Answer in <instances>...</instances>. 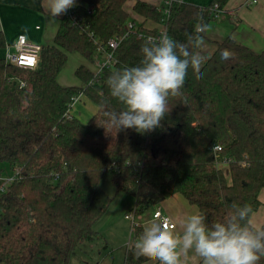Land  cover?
Masks as SVG:
<instances>
[{"label": "trees", "instance_id": "16d2710c", "mask_svg": "<svg viewBox=\"0 0 264 264\" xmlns=\"http://www.w3.org/2000/svg\"><path fill=\"white\" fill-rule=\"evenodd\" d=\"M126 1L80 0L74 7L78 23L62 18L52 43L41 44L35 69L0 58V170H18L0 191L2 264H68L82 243L98 237L94 225L112 201L100 186L106 172L116 193L134 199L135 215L175 194L196 206L209 225L226 218L233 201L254 211L261 204L264 49L255 52L231 35L217 41L203 78L189 70L183 96L169 99L171 111L160 128L116 132L107 127L105 113L121 105L110 97L105 81L123 67L138 65L142 35L158 31L131 19ZM227 1L199 6L173 0L165 20L161 9L141 0L132 10L163 22L171 38L186 42L199 23L214 19L211 7L222 9ZM129 21L135 25L124 36ZM114 36L123 37L112 50V67L95 72L80 64L74 71L79 86L59 83L69 53L93 63L98 47ZM223 49L234 58L221 60ZM79 93L97 107L87 122L69 112L71 98ZM215 145L221 150L214 151ZM132 230L135 241L143 228L133 225ZM129 245L123 264L147 262L136 259Z\"/></svg>", "mask_w": 264, "mask_h": 264}, {"label": "clouds", "instance_id": "9594fccd", "mask_svg": "<svg viewBox=\"0 0 264 264\" xmlns=\"http://www.w3.org/2000/svg\"><path fill=\"white\" fill-rule=\"evenodd\" d=\"M76 6L77 0H41L42 14L52 25ZM207 31L208 25L201 22L186 42L167 32L148 37L139 49V64L123 67L105 81L110 97L121 105L120 110L105 113L107 127L116 132L134 129L140 134L160 128L171 111L169 99L183 96L189 70L197 79L203 78L202 68L214 54L201 51L206 47L203 34ZM234 56L229 49L220 52L223 61ZM229 208L226 218L210 225L202 213L188 215L180 221L179 233L170 220L154 219L130 243V250L136 259L144 257L153 264H185L189 251L195 252L201 264H259L264 258V223L255 220L248 204L233 201Z\"/></svg>", "mask_w": 264, "mask_h": 264}, {"label": "crops", "instance_id": "0c3cea01", "mask_svg": "<svg viewBox=\"0 0 264 264\" xmlns=\"http://www.w3.org/2000/svg\"><path fill=\"white\" fill-rule=\"evenodd\" d=\"M134 1L127 0L124 3V8L129 13L130 18L136 20L137 23H142L145 28H156L159 30L163 26V22H154L135 13L132 10ZM141 1L153 4L161 10L165 8L166 2V0ZM176 1L205 6L211 0ZM245 1L247 0H228L217 16L208 22V31L204 34L206 47L201 49V51L213 52L216 47V42L224 39L228 35H231L236 42L251 48L255 52L264 49V0H255V2L248 6L244 4ZM43 2L47 3V0H43ZM78 2L80 0H77ZM65 15L60 16L58 23L52 25L46 21L45 16L42 14L41 0H0V31L4 37V46L0 47V58H4L6 50L8 48L9 50L11 49L10 45L20 34H24L29 40L40 44H51L60 22ZM102 56V54H99L95 58H102ZM82 59L85 60L84 58ZM88 67L91 70L94 69L90 66ZM60 84L66 85V83ZM87 101L74 105V109L72 111L70 110V114L77 116L82 122H87L97 111L96 105L92 104L88 99ZM120 195L123 198H119L118 203H125V207L123 208L131 206L132 210L134 199L126 194L121 193ZM258 198L261 204L254 211V218L257 222L264 223V189L260 190ZM156 206H159L161 211L171 219L174 223L173 229L177 233L182 231L180 221L186 219L188 215L197 213L196 206L189 204L182 195L175 194L163 200L158 205L148 207L142 214L135 215L134 222L143 229L147 227L154 220L152 213ZM114 213H116L114 212V208H110L109 206L105 214L94 225L98 237L93 241L82 243L81 247L78 248H82L83 255H88L90 259L92 258L88 253H92L93 250L103 249L107 252L109 257H105L100 261L97 260L94 264H103L105 259H109V263L107 264L124 263L125 251L131 241V222L125 218L127 211L124 212L123 219L121 218L123 220L122 225L119 223L121 219H117L120 217L121 211H119L118 217ZM126 219L130 222L129 232L128 225L125 222L127 221ZM0 264L2 263L0 262ZM143 264H153V262L147 261ZM185 264H201V260L194 251H189Z\"/></svg>", "mask_w": 264, "mask_h": 264}, {"label": "built area", "instance_id": "2783aa9c", "mask_svg": "<svg viewBox=\"0 0 264 264\" xmlns=\"http://www.w3.org/2000/svg\"><path fill=\"white\" fill-rule=\"evenodd\" d=\"M173 0H166L165 2V8L162 10L164 13V20L166 18V16L169 13V8L170 5L172 3ZM255 2V0L252 1H245L244 4L245 5H250L251 3ZM211 11L213 12L214 16H217V14L221 11V9L219 8L218 4H214L211 7ZM65 17L69 18L72 22V24H77V18L74 14V8L70 9L67 11ZM134 20V19H133ZM136 21V20H135ZM134 22L129 21L126 25V32L124 34V36L129 32V30L133 29L134 27ZM162 32H166V27L163 23V26L157 31L156 34H147V35H142L145 36L146 39L148 37H156L158 38ZM123 36H114L112 38H110L106 45L103 46H99L97 49V53L98 54H102V59L101 58H95L93 64L95 66V69H93V71L98 72L99 70H101L104 67H112L115 63V58L113 56L112 50L115 49L117 47V45L119 44L121 38ZM10 50L9 48L6 50L5 54H4V59L5 61H7L8 63H11L19 68H23V69H35L38 65V60H39V54H40V50H41V44L31 41L29 40L24 34H20L16 37L15 41L10 45ZM82 93H79L78 95H74L71 100H70V105H69V112H70V107L72 104L76 103L79 100V97L81 96ZM214 151L215 150H221V146L220 145H215L213 146ZM224 164H227L226 161H223ZM243 165H245L246 163L243 162ZM222 165V164H221ZM18 173V170H14L13 174L8 176H0V181H1V185H0V191H3L6 186L15 178V175ZM134 217L135 214L134 212L131 210L129 212H127L125 214V218L129 219L131 221V236L133 233L132 227L133 225H136V223L134 222ZM152 218L153 219H168L171 221V219L164 214L161 211V208L159 206H156V208L154 209L153 213H152ZM172 228H174V223L171 221V225ZM133 241L129 242L132 243Z\"/></svg>", "mask_w": 264, "mask_h": 264}, {"label": "rangeland", "instance_id": "374dc122", "mask_svg": "<svg viewBox=\"0 0 264 264\" xmlns=\"http://www.w3.org/2000/svg\"><path fill=\"white\" fill-rule=\"evenodd\" d=\"M98 55L99 54L96 53L95 57H97ZM80 64H86V65L90 66L91 68L95 69L94 64L89 63L86 60H83L82 57L80 55H78L77 53H69L68 54V60H67V62L65 64L64 68L62 69V71L58 75V81L60 83H66V85L79 86L81 84V82L75 76L74 71ZM87 99L88 98L84 94H81V96L79 97V100L76 103L71 105L70 110L72 111V109H74V107H75L74 105H77L79 103L82 104V102H84V101L88 102ZM92 104H94V103H92ZM0 168H1V165H0ZM12 174H13V170H11V169H9L7 167H5L3 170H0V176H6V175L10 176ZM100 186L102 187V189H104L112 197L110 208H114V212H116L114 214H116V216L118 217L119 211H121L120 217H118L117 219L118 220L121 219V218L123 219L124 212L131 211V206L128 207V208H123V207H125V203H122V204L118 203L119 198H123V197H120L121 193H116L115 192V189H114V186H113V183H112V180H111V174L106 172V173H104L102 175V177L100 179ZM122 200H124V199H122ZM135 218H136V216H135ZM122 219L119 221V223L121 225L123 223ZM128 220L125 221V222L128 225L127 227H128V232H129V228H130L129 223L131 221L129 222ZM130 230H131V228H130ZM88 254L91 256L92 259H90L88 257V255H83L82 248L81 249H76L75 252L70 257V260H69L68 264H86L88 262H89L88 264H94V263H96L97 260L100 261L101 259H103L105 257H109L107 252H105L103 249H98V250L96 249V250H93L92 253L89 252ZM108 260L109 259H105L103 264L109 263Z\"/></svg>", "mask_w": 264, "mask_h": 264}]
</instances>
